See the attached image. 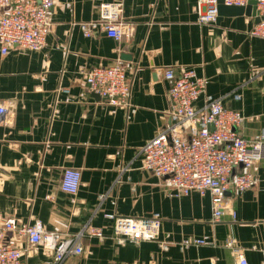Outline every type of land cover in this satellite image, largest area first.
<instances>
[{
    "label": "crops",
    "instance_id": "crops-1",
    "mask_svg": "<svg viewBox=\"0 0 264 264\" xmlns=\"http://www.w3.org/2000/svg\"><path fill=\"white\" fill-rule=\"evenodd\" d=\"M121 4L132 23L129 38L115 40L102 29L90 36L79 22L98 18L99 5ZM196 0H54L51 27L37 50H0V225L39 222L44 230L76 235L79 254L60 264H237L224 246L230 236L247 264H264V160L253 163L252 187L232 184L212 220L210 195H176L163 179L142 168L141 146L168 125V82L163 69L193 66L206 78V97L241 111L239 132L264 131V38L248 14L199 24ZM1 13V9H0ZM75 23V24H72ZM119 63L130 86L128 105L110 104L90 91L83 73ZM80 171L75 195L60 189L62 171ZM235 212L233 218L230 213ZM161 219L156 240L116 235L104 214ZM205 238L207 243L196 244ZM4 242L23 250L27 264H48L51 253L25 235L8 232Z\"/></svg>",
    "mask_w": 264,
    "mask_h": 264
},
{
    "label": "built area",
    "instance_id": "built-area-1",
    "mask_svg": "<svg viewBox=\"0 0 264 264\" xmlns=\"http://www.w3.org/2000/svg\"><path fill=\"white\" fill-rule=\"evenodd\" d=\"M255 1L256 11L261 17L252 35L264 38V0H223L225 5L244 6ZM54 0H0V50L2 54L10 46L37 50L44 46L51 22L49 11ZM121 4L104 2L99 5L98 18L79 22L84 36L102 29L115 40L129 38L132 23L122 17ZM194 12L197 23H214L217 19V0H196ZM75 24V23H72ZM163 80L168 82L166 97L169 101L168 125L163 127L140 148L142 168L163 179V183L176 195H187L194 191L200 195L208 193L212 203V220L218 221L224 214L221 203L228 186L237 191L252 187L255 178L250 172L253 163L264 160V131L245 138L238 127L244 120L241 111L226 107L221 98L206 97L201 106L194 102L205 91L206 78L199 75L193 66H179L176 70L163 69ZM87 88L110 104L128 105L130 86L125 69L115 63L97 65L83 73ZM7 107L0 103V119ZM80 185V171L65 168L62 171L60 189L75 195ZM230 215L234 218L235 212ZM112 222L116 235L132 241L156 240L160 232V217L157 213L149 217L104 214ZM8 232L25 235L31 245H40L51 253L48 264H60L68 255L83 251L78 238L84 232L89 236L103 237L96 227H87L76 235H59L42 228L39 222L15 225L6 221L0 225V264H27L23 250L4 242ZM196 244L207 243L205 238ZM236 255L237 264H247L235 239L229 237L224 243ZM264 257V251H262Z\"/></svg>",
    "mask_w": 264,
    "mask_h": 264
},
{
    "label": "water",
    "instance_id": "water-1",
    "mask_svg": "<svg viewBox=\"0 0 264 264\" xmlns=\"http://www.w3.org/2000/svg\"><path fill=\"white\" fill-rule=\"evenodd\" d=\"M255 4H256L255 1H249L244 6L225 5L223 4V0H217V13H218L217 19H219L221 16H234L245 13L254 16L257 23H259L261 17L258 16Z\"/></svg>",
    "mask_w": 264,
    "mask_h": 264
}]
</instances>
